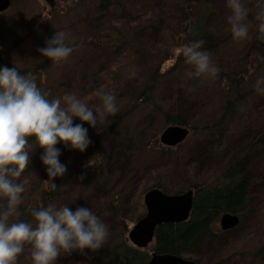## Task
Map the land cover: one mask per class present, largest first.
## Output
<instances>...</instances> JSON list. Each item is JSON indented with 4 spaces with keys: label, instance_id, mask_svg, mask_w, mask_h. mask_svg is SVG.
Instances as JSON below:
<instances>
[{
    "label": "trees",
    "instance_id": "1",
    "mask_svg": "<svg viewBox=\"0 0 264 264\" xmlns=\"http://www.w3.org/2000/svg\"><path fill=\"white\" fill-rule=\"evenodd\" d=\"M248 6L250 35L234 42L237 47L246 43L236 59H220L232 36L226 0H22L19 9L10 0L0 13L5 28L0 31V66L33 73L49 99L75 94L96 110L102 108L96 91L103 90L115 95L119 109L115 116L98 118L97 129L82 122L92 141L84 152L72 150L68 158L63 145L59 159L67 171L54 178L55 191L44 188L52 181L39 147L18 178L29 180L19 219L31 220L28 209L41 202L75 210L78 202L98 200L93 212L109 229L104 247L62 254L57 264H147L153 252L184 256L197 264H262L264 94L255 90V83L264 77V42L256 38L254 0ZM27 9L30 16L21 17ZM56 31H63L73 47L65 61L54 64L42 57L23 64L12 52ZM193 40L204 41L203 50L219 68L216 76L189 75L194 69L175 50ZM183 109L189 116H182ZM170 125L189 131L173 147L159 142ZM257 158L252 170L248 160ZM168 178L177 187L167 188ZM152 188L167 194L192 190L193 206L187 220L157 226L152 242L137 248L127 235L144 215L142 197ZM127 196L131 209L125 214ZM225 213L235 214L238 223L223 231L218 218ZM242 226L245 232L234 233ZM232 232L239 236L220 246L212 259L190 254L200 241L217 243ZM17 264H31L27 248Z\"/></svg>",
    "mask_w": 264,
    "mask_h": 264
},
{
    "label": "clouds",
    "instance_id": "2",
    "mask_svg": "<svg viewBox=\"0 0 264 264\" xmlns=\"http://www.w3.org/2000/svg\"><path fill=\"white\" fill-rule=\"evenodd\" d=\"M254 6L256 38L264 42V0H254ZM226 7L230 11L227 21L233 40L248 39L252 12L248 0H226ZM66 39L63 31H56L46 39V46L37 51L58 64L73 52ZM203 45V40H193L175 52L194 69L189 75L214 77L219 68L211 62ZM255 90L264 94V77L256 80ZM96 95L102 101V108L96 110L75 94L49 99V93L38 86L33 73H22L15 66H0V200L4 201L0 205V264H17L26 248L31 264H57L62 254H85L86 250L95 252L104 247L108 225L90 207L78 206L73 210L69 205L45 206L41 202L28 209L31 220L19 219L22 193L29 180L18 178L28 168L36 148L43 149L40 160L52 181L44 188L55 191L54 178L63 177L67 171V165L59 159L61 149L56 145L84 152L92 141L82 122L97 129L98 118L103 121L118 113L112 92L97 90ZM74 119L81 123L74 124ZM83 178L81 175L80 179Z\"/></svg>",
    "mask_w": 264,
    "mask_h": 264
},
{
    "label": "water",
    "instance_id": "3",
    "mask_svg": "<svg viewBox=\"0 0 264 264\" xmlns=\"http://www.w3.org/2000/svg\"><path fill=\"white\" fill-rule=\"evenodd\" d=\"M10 0H0V13L7 10ZM186 127L167 126L159 135V142L173 147L181 143L188 135ZM145 214L138 219L128 231V240L137 248H145L154 237L157 226L166 223L182 222L188 219L193 206V192L187 190L178 194H167L158 188L147 190L143 194ZM221 230H229L238 223L235 214L225 213L219 217ZM147 264H197L192 259L179 255L156 253L151 254Z\"/></svg>",
    "mask_w": 264,
    "mask_h": 264
},
{
    "label": "rangeland",
    "instance_id": "4",
    "mask_svg": "<svg viewBox=\"0 0 264 264\" xmlns=\"http://www.w3.org/2000/svg\"><path fill=\"white\" fill-rule=\"evenodd\" d=\"M21 4H22V0H16L17 9L20 8ZM21 11H25V10L22 9ZM28 11H30V10L27 9V13H28ZM27 13L26 12L21 13V17H22V15L25 17H29L31 12H29L28 14ZM3 17H7V16H3ZM4 30H5L4 25L2 23V20H0V31H4ZM227 30H230V29L228 28ZM21 35H23V33H21ZM53 35L54 34H52L49 38H51ZM227 35H229V33H225V36H227ZM45 41H46V39H43V41L31 42V43L25 45V47L22 49L19 47H15V49L12 52L15 54L16 58L21 59V62H23V64H28L30 62H33L37 59L42 58L41 54L37 51V49L41 48V47H45L46 46ZM234 42H235V40H233L232 36L229 39H227L225 45H223V49L220 51V55H221L220 59L221 58L225 59L227 57L236 59V58H239L243 54V52L245 51V48H246V43H244L242 46L237 47L236 45H234ZM220 59H219V63H220ZM220 64L223 67H226V66H228V61L223 60V62ZM181 114L183 117L189 116V112L186 109H183L181 111ZM56 147L63 149L65 146L63 147V144H57ZM65 149L67 150L66 156L69 158L72 154V149H69L66 147H65ZM42 151H43V149L38 153L39 156H40ZM257 161H258V158H257V160H248V163H249L250 167L252 168V170H255ZM43 168H44V166L43 167L41 166V169H43ZM166 185H167V188H169V189L172 188L173 186L177 187V183L175 182V180H172L170 178L167 179ZM129 199H130V196H127L126 199L124 200V203H123L122 212L125 214L130 212V209H131L129 207ZM78 203L79 204L77 205V207L78 206H86V207H90L91 210L94 211L95 207L98 204V200L94 199V200H91L89 202H81V203L78 202ZM248 218H250V217H246V219H248ZM245 230H246V227L242 226V228L240 230H238L234 233H243V232H245ZM234 233L232 232V233L224 234L220 238H218L217 243L219 245L216 242L214 243V242L207 240V239L202 240V241H200L199 244H196L195 246L192 247L190 254H194L196 256V258L205 257V258H207V260H210V259H212L211 258L212 256L214 257L219 252L220 246L228 244L230 241L235 240L239 236V234H234ZM186 257H188V256H186ZM261 262H262V264H264V256L261 258ZM202 264H203V262H202Z\"/></svg>",
    "mask_w": 264,
    "mask_h": 264
}]
</instances>
